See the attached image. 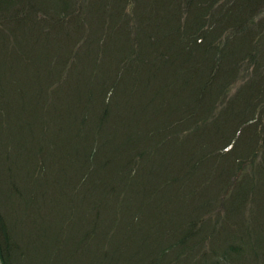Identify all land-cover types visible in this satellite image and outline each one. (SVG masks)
<instances>
[{
    "label": "trees",
    "instance_id": "1",
    "mask_svg": "<svg viewBox=\"0 0 264 264\" xmlns=\"http://www.w3.org/2000/svg\"><path fill=\"white\" fill-rule=\"evenodd\" d=\"M93 16L98 20L95 38L70 46L75 50L93 39L92 59L69 52L70 47L69 53L59 51L54 27L75 22L85 32ZM48 29L39 142L31 141L37 132L34 116L27 105L17 107L11 96L13 86L21 88V80H15L20 72L13 68L18 65L0 61V160L15 156L4 168L10 182L18 178L15 168L26 163L31 179L42 177L48 184L58 136L75 149L71 162L57 173L74 172L72 182L56 178L58 200L47 201L49 185L44 184V264H187L179 251H197L192 233L205 224L201 217L175 221L174 214L160 209L166 202L163 194L170 187L175 197H194L203 188L196 183L203 168L208 180L228 186L231 170L239 168L220 156L213 165L218 156L213 143L221 141L220 150L227 156L235 149V136L246 125L237 112L248 104L244 96L249 92L259 99L253 101L255 108L264 113V0H91L76 14L61 13ZM13 60L24 65L18 57ZM248 62L254 63L253 80L230 98V85ZM169 113L173 116L166 124L154 125L155 117ZM11 120H16L19 134L12 132ZM22 136L24 144L17 140ZM17 143L19 152L12 148ZM224 145L232 147L225 151ZM164 165L168 171L162 183L150 184L154 174L161 178L158 169ZM13 185L21 207L28 209L34 198L23 197ZM235 189L232 199L240 196ZM155 218L167 225L163 239L149 230ZM0 223L4 226L1 218ZM7 229L9 249L0 243L1 263L32 264L29 247L21 246ZM103 229L108 233L100 238ZM35 245L30 248L34 255L40 248Z\"/></svg>",
    "mask_w": 264,
    "mask_h": 264
},
{
    "label": "rangeland",
    "instance_id": "2",
    "mask_svg": "<svg viewBox=\"0 0 264 264\" xmlns=\"http://www.w3.org/2000/svg\"><path fill=\"white\" fill-rule=\"evenodd\" d=\"M89 1L91 2V0H0V61L3 59L18 65V67L13 68L14 72H20L21 78L18 76L15 80H18V78L21 80L22 89L16 84L12 88L11 96L16 99L17 107L27 105L29 108L30 114L34 116L33 131H37V128H42L44 125V119H42L44 112V31H49L50 21L52 22L61 13L76 14L80 11L81 4H89ZM97 22L98 20H95L94 16L91 17V24L85 27V32H79L75 22L68 23L66 28L56 25L53 31L55 36L58 35L59 51L65 53L70 46H73V41H85L84 38L88 39L94 36L93 34H96L98 27ZM67 33L70 35H67ZM89 42L88 46L82 45V47L75 50H71L70 47L69 52L75 51L76 55L83 53L88 60H91V52L92 48L95 47V43L93 39H89ZM13 57H18V60L23 62L24 65H19L20 63L14 61ZM61 58H64V56L60 55ZM88 60L86 61L88 62ZM53 61H50L49 65H54L51 64ZM248 64L249 66L241 72L240 78L230 85L231 89L228 93L230 98L244 90L243 85L248 84L245 83L248 82L247 80L249 82L253 80L254 63L248 62ZM69 67L71 68V66H68L66 69L68 70ZM13 68L10 70H13ZM47 70L50 71V69ZM72 71L70 69V72ZM71 81L73 82L74 78ZM249 94L244 96L248 104L239 108L237 112L243 118L242 120L246 121V125L243 126L241 134L237 133L235 136V149L227 156L226 153L220 150L221 141L216 143L215 140L213 143V145L218 146V148L215 147V154L218 156H216L214 162L211 161L213 165L218 164V160L222 159L225 163L231 160L239 167L231 170L234 175L230 173L229 185L225 186V183L215 182L214 179L208 180L207 170L203 168L199 171L196 180L197 186L202 185L203 188L201 187L202 190L194 197H185L184 200L180 196L175 197L173 195L174 189L170 187L165 189L164 194L162 193L163 195L167 194V196L165 197L166 202L161 205L160 209L170 214V216L174 214V218L177 219L175 221L181 220V222L188 223L184 220L190 217L196 220L201 217L200 220H203L205 224L204 229L199 226V229L194 228L192 233L197 237L193 243L197 251H187V255L185 251H179L180 258L185 257L187 264H197L196 261H198V264H264V113L260 111V108L254 106L253 101L259 102V99ZM248 97H250L249 102ZM160 101L161 99H156L158 104H160ZM238 105H242L240 101ZM263 107L264 105L261 108ZM166 115L169 117L168 119L165 118L167 116L163 115L155 117L154 125L158 127L166 124L170 119V115L173 116L172 113ZM252 117H255L256 120L250 122L249 119ZM15 124L16 120H11L10 128L13 133L19 134V126ZM220 133L222 134V131ZM33 134L35 135L33 139H31L32 134L27 136L28 141L31 139L32 142H39V131ZM17 140L22 141L24 144L25 136ZM43 141L44 138H42V143ZM43 145L44 143L42 144L44 148ZM207 145L210 144H206L204 147ZM68 146V143L63 141L61 136H58L57 145L53 149L56 155L53 159L50 158L53 163V168L50 169L54 177L50 175L51 180L48 184L44 183L42 177V180L33 177L31 179L32 175L29 176L25 172L30 169V165L28 167L25 165L26 163L15 168L16 178H18L12 180L14 188L20 187L23 197L34 198L28 209L21 207L19 202L21 200L15 195L16 192L12 187L10 177L4 173V168L7 169L12 165L11 161L15 156L11 154L10 161L0 160V218L4 223V226L0 223V243L5 242V248L9 249L7 238V228L9 227L11 229L9 236L13 237L21 246L24 244L25 248L29 247L27 259L32 264H44V212L46 211L44 207V187L49 185L47 201L51 202L58 200V194H61L56 186L58 182H72L71 178L74 172H67L68 175L57 174L61 168L72 160L75 149ZM224 146L225 151L232 147L231 145ZM12 148L15 152L21 151L19 150V143L12 144ZM219 156L221 159L218 158ZM35 159L36 157H34V161ZM208 166L210 169L212 165ZM165 171H168L167 166L160 167L158 172L161 178L154 174L152 179H149V183L158 184L159 186L163 181L162 176ZM56 178H58V182H56ZM233 188H236L237 193L238 190L241 191L240 196L235 199L230 196ZM13 190L14 192H12ZM38 198L41 199L40 205L37 204ZM155 219V227L150 226L149 230L155 237L163 239L165 238L167 225L163 226L164 223L161 222V219ZM144 225L145 229L149 231L147 222H144ZM107 233L106 229L98 232L100 238H105ZM200 237L203 238V241L200 240ZM171 239L175 241L174 238ZM37 243L40 248L36 250L34 255L32 253L33 249L30 248L36 246ZM96 243L92 249L94 256H96L94 253ZM93 244L92 242L90 247ZM101 244L103 245V242ZM104 248H107L106 245H104ZM65 250L67 251L69 248L65 246ZM204 256H206V259L203 258ZM167 261L164 264H169ZM23 263L27 264L24 260ZM0 264H2L1 261ZM170 264H185V261H174Z\"/></svg>",
    "mask_w": 264,
    "mask_h": 264
}]
</instances>
